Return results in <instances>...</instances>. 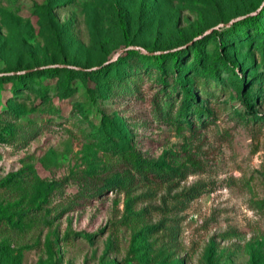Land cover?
Returning <instances> with one entry per match:
<instances>
[{
	"label": "rangeland",
	"instance_id": "obj_1",
	"mask_svg": "<svg viewBox=\"0 0 264 264\" xmlns=\"http://www.w3.org/2000/svg\"><path fill=\"white\" fill-rule=\"evenodd\" d=\"M263 5L0 0V264H264L261 37L229 30ZM127 49L188 51L166 79L137 56L113 79ZM216 52L237 77L202 72ZM171 78L207 83L199 117ZM137 160L184 177L141 181Z\"/></svg>",
	"mask_w": 264,
	"mask_h": 264
},
{
	"label": "trees",
	"instance_id": "obj_2",
	"mask_svg": "<svg viewBox=\"0 0 264 264\" xmlns=\"http://www.w3.org/2000/svg\"><path fill=\"white\" fill-rule=\"evenodd\" d=\"M230 31H235L234 34L239 35L238 37L243 38L244 37V41L247 42L248 40V31L254 32V34L258 35L261 37V40H259V42L257 43V46L259 48L262 49V55H261V59H264V5L260 7L259 11L256 14L253 15H246L245 17L235 20L231 23V28L229 29ZM238 31V33H237ZM240 31V32H239ZM247 32V33H246ZM236 35V36H237ZM196 45H194V47L191 50V57L193 56V60L195 59V61L193 62L194 64L200 65L201 64V57L199 55V51L196 50ZM184 51H188L187 49H177V50H173V51H166V52H159V53H153V52H149V53H141L136 49H127L124 50V52L119 55V57L115 60L111 62L110 68L113 72V79H118L121 77L120 71L124 72L123 70V65L126 62V59L130 58V57H134L137 56V58L139 60L142 61V66H151L153 69H157L160 71L162 77L164 79H166L167 77H169V75H173L175 73H179L183 70V68L180 66V60L182 59V57H184V55H186V52L184 54ZM214 57L212 59V62H210V64H208L206 67H204V69L202 70L203 73L210 75L212 77L217 76L218 71L216 70V66L215 64L220 62L222 64V66H224L225 68L229 69V71L235 76L237 77L238 74H236V72H234L233 67L229 68L227 66V61L223 60V57L220 53H214ZM106 67V68H105ZM108 68V66H103L102 69L100 70L101 72H103ZM141 68V67H140ZM55 70V68H44L42 71L44 73H48V72H53ZM100 72V73H101ZM25 74V73H23ZM21 74V75H23ZM20 74H18L16 76V78L21 77ZM242 78V76H241ZM171 84L169 85H175V86H179L180 90L182 91V100L180 103V111L184 114H189V113H193L196 116H200L201 113L204 112V110L202 108L196 107L194 106L192 108V110H189V107L191 106L192 103H194V100L197 99V95L195 93V91L201 93L203 96H207L209 95L210 92H204L205 90H209L210 88L207 86V83H199L198 81H196V83L199 86H196L193 90V88H183L181 87V83L179 81L178 78H171ZM18 83V82H17ZM215 85V84H214ZM214 88L212 89V93H213ZM241 99H244V104L248 105L247 103V99H249V97H247L245 94H241ZM261 116H257V118H261ZM264 117V116H263ZM133 167L135 169V173L136 175H138L139 179L141 181H158L161 183H165L166 181H170L173 178L179 177V178H183L184 177V173L183 171H179L177 170H164L162 168H155L153 166H149L147 165L144 161L142 160H137L134 164ZM113 183L117 184L120 183V179H116V180H108L105 182V184L99 188H97V190H93L91 191V194L94 196V194H100V190L103 189H108V188H113ZM112 184V185H111ZM102 189V190H103ZM192 192V190L190 189L187 193ZM196 195V194H195Z\"/></svg>",
	"mask_w": 264,
	"mask_h": 264
}]
</instances>
